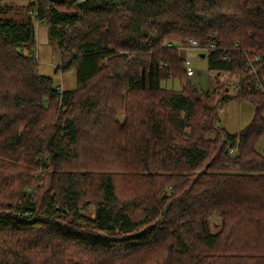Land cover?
<instances>
[{"label": "trees", "instance_id": "16d2710c", "mask_svg": "<svg viewBox=\"0 0 264 264\" xmlns=\"http://www.w3.org/2000/svg\"><path fill=\"white\" fill-rule=\"evenodd\" d=\"M78 1L0 0V264H264L247 73L264 87V0ZM40 22L72 89L38 71ZM188 39L214 45L207 68L238 73L236 93L162 83L186 78ZM231 99L254 106L238 134L219 123Z\"/></svg>", "mask_w": 264, "mask_h": 264}, {"label": "rangeland", "instance_id": "374dc122", "mask_svg": "<svg viewBox=\"0 0 264 264\" xmlns=\"http://www.w3.org/2000/svg\"><path fill=\"white\" fill-rule=\"evenodd\" d=\"M79 1L82 2L83 0ZM36 28L38 31V28L46 29L47 26L43 22H40L37 24ZM45 32L47 34L46 39H37L36 44L35 52L38 60V71L40 74L50 77L55 86H59L63 89H72L77 84L76 69L75 67H72L63 72L56 70L57 67L61 66L60 53L58 48L49 40L48 30ZM173 43L178 44L176 41H173ZM196 53L197 52L190 55L189 57L190 66L194 70V75L192 77L186 76V78L181 82H179L177 79L169 78L162 83L176 90H178L181 85L183 86L186 83L194 85L201 92L208 90L211 95L209 103L213 104L216 97L220 94H223L222 87L229 85L230 81L238 79L240 75L238 73H216L215 71H210L207 68L206 58H201L199 56L200 54ZM253 114L254 106L251 102L247 100L239 101L231 99L224 103L221 111L219 112V123L220 126L228 133L238 134L250 123ZM209 135L211 137L210 133ZM255 149L258 152L264 154V134L256 142ZM85 212L86 214L90 215L92 208H88V210H85ZM216 220V217H212L211 219L212 222Z\"/></svg>", "mask_w": 264, "mask_h": 264}, {"label": "built area", "instance_id": "2783aa9c", "mask_svg": "<svg viewBox=\"0 0 264 264\" xmlns=\"http://www.w3.org/2000/svg\"><path fill=\"white\" fill-rule=\"evenodd\" d=\"M171 45L172 43L169 42L168 46H171ZM212 48H214L213 44L209 46H201L195 39H188L185 45L183 44V45L178 46V49L183 52V69L186 73V76L192 77L194 75V70L190 66V59H189L190 55L194 54L195 52H197L196 54H199L201 52H207L209 49H212ZM247 73L255 77L257 81L258 89H261L264 91V87L258 76V66L255 65L252 61L248 62ZM222 88H223V92L225 91V93H227L228 95H233L240 88L239 81L238 79H234L230 81L229 85H225ZM216 99L222 101L223 94L218 95ZM221 109H222L221 107L220 108L218 107V113L221 111ZM206 137H210V135L208 134ZM228 152L231 156L234 155L233 149H229Z\"/></svg>", "mask_w": 264, "mask_h": 264}, {"label": "crops", "instance_id": "0c3cea01", "mask_svg": "<svg viewBox=\"0 0 264 264\" xmlns=\"http://www.w3.org/2000/svg\"><path fill=\"white\" fill-rule=\"evenodd\" d=\"M29 1H31V0H2V3L3 4H10V5H14V6H24V5H26ZM40 28H38V31H37V28H36V40L37 39H40V38H42V39H46V36H47V34H46V32L45 31H47L46 29H43V28H41L40 30H39Z\"/></svg>", "mask_w": 264, "mask_h": 264}, {"label": "water", "instance_id": "95a60500", "mask_svg": "<svg viewBox=\"0 0 264 264\" xmlns=\"http://www.w3.org/2000/svg\"><path fill=\"white\" fill-rule=\"evenodd\" d=\"M78 2H80V1H78ZM204 55H205L204 53H200V57H202V58H203V57H204Z\"/></svg>", "mask_w": 264, "mask_h": 264}]
</instances>
